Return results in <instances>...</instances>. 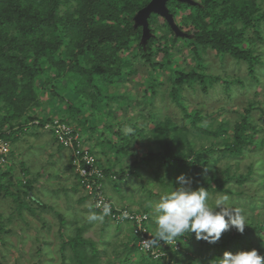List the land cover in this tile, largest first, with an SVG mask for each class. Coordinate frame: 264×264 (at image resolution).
<instances>
[{"label":"trees","instance_id":"obj_1","mask_svg":"<svg viewBox=\"0 0 264 264\" xmlns=\"http://www.w3.org/2000/svg\"><path fill=\"white\" fill-rule=\"evenodd\" d=\"M151 1L0 0V139L10 145L5 159L12 157V140L17 141V137L27 133L29 128L49 132L53 137L51 131L44 129L53 122L42 116L44 112L39 113L41 118L37 114L44 109V103L57 112L61 123L68 126L75 124L81 131H97L95 123L97 118L101 119L99 115L103 117L104 112L107 113L106 119L113 122L116 112L126 111L128 104L132 103L131 99L122 98L118 88L127 85L133 76L138 75L136 66L141 64V67L154 72L168 71L167 79L173 86L169 94L180 110L184 123L188 125L180 127L170 119H164L153 123V127L148 129L138 123L127 122L132 132L125 136L121 124H111L109 121L107 129L111 135L119 138V142L114 143L106 138L96 143L98 151H95V145L84 147L102 171L103 178L99 182L103 189L106 180H110L115 188L118 184L127 185L128 178H140L141 170L147 167L153 170L152 176L162 190L156 195H164L179 187L176 178L184 174L192 178L194 189L202 186L210 195L244 197V192L235 191L230 184L242 187L252 179L251 168L246 176L226 168L220 178L217 173H213V169L219 159L239 160L246 152L263 148L264 141L259 138L264 133V111L261 105L249 103L233 125L224 121L215 125L214 122L206 121L209 116L203 115L200 110H189L181 91L197 84L203 93H207L209 87L218 81L226 86L227 91L234 83L241 85L240 81H222L220 77H209L203 72L205 64L202 54L206 50L214 51L218 57H229L244 63L249 78L254 82L257 80V68L264 66L261 54L256 49L264 41L261 35L264 13H261L260 2L168 1L166 8L173 24L176 25L179 20L180 25L176 26L184 34L180 36V31H172L171 25L163 17L152 14L147 21L149 36L145 38L143 27L137 25L135 17ZM184 26L187 27L186 31L181 29ZM179 41L186 42L192 48L198 59L197 64L203 71L192 67L187 70L174 64L175 57L181 52H174ZM149 78L148 88L155 95L154 88L162 87L163 83H158L156 75ZM146 101L152 104L150 99ZM113 104H116L115 110ZM254 111H260L258 119ZM149 115L153 120L156 117L153 112ZM136 137H139L140 143L146 144L149 151L129 165H123V157L133 155L131 149ZM197 139L214 142L208 147L201 145L197 148ZM111 152L113 159L104 162L99 160L98 163V156L107 157ZM71 154L69 169L75 171ZM215 154L219 156L217 159L212 158ZM2 157L0 154V160ZM161 170L164 171L163 175H160ZM10 172L0 170V196L12 200L17 215L23 217L25 210L35 215L36 210L47 209L33 198L31 181L14 182ZM24 172L27 176L28 172ZM260 184L264 186V179H260ZM79 188L78 183L72 191ZM145 193L151 197V191ZM260 193L264 195V192ZM121 209L129 210V207ZM130 211L135 215L146 216L147 221L142 225L144 232L136 231L134 220L122 222L132 225L127 244L129 248L125 253L127 264L131 263L134 256H137L136 264H217L225 251L235 253L256 248L264 254V219L247 221L243 234L234 229L222 243L209 244L202 240L206 249H212L214 253L212 256H202L197 262L196 256L200 251L198 253L195 249L197 240L194 234H184L167 243L161 241L158 244L164 243L165 246L157 247V244L152 243L157 226L150 213L151 208L140 207ZM55 215L61 228H64L62 215L57 212ZM3 232L0 225V234ZM82 232L78 228L75 237L62 235L61 252L68 249L73 263L94 264L97 262V249L93 242L82 237ZM143 241L151 244L150 250L140 248ZM87 248L93 251L91 258L86 253ZM157 248L165 257L154 259L151 253Z\"/></svg>","mask_w":264,"mask_h":264},{"label":"rangeland","instance_id":"obj_2","mask_svg":"<svg viewBox=\"0 0 264 264\" xmlns=\"http://www.w3.org/2000/svg\"><path fill=\"white\" fill-rule=\"evenodd\" d=\"M186 1L198 2V0ZM259 2L261 13H264V0H259ZM165 10L168 11L167 8ZM177 21L176 25H180L179 20ZM176 25L173 24V28L171 26L172 31L173 29L176 32L179 30ZM181 29L186 31L187 27L184 26ZM261 33L264 39V22L261 23ZM179 34L181 36L184 33L180 31ZM166 35L169 36L168 32ZM148 36L149 32L144 37ZM191 49L186 42L179 41L174 52H179V50L181 52L175 57L176 60L173 63L179 64L187 70L192 67L197 71H203L197 64L198 59ZM256 49L261 54V61L264 63V41L260 42ZM160 58L161 56L158 57V60ZM202 61L205 64V71L203 72L209 77H220L222 81H240L241 85L234 83L227 91L226 86L218 81L209 87L207 93H203L197 84L191 88L185 87L181 91V95L189 110H200L203 115L209 116L206 117V121L214 122L215 125L219 124L220 121L233 125L238 121L239 114L248 107L249 103L257 102L264 111V66L257 68V80L254 82L249 78L244 63H238L229 57H218L212 50H206L202 54ZM140 63L141 61H139ZM136 69L138 75L133 76L127 85L118 88L122 98L131 99L132 103L130 102L131 105L128 104L126 111H117L116 119L113 122L106 119L107 113L104 112L103 117L99 115L101 119L97 118L98 121L95 123L97 131L95 132L81 131L75 124H70L83 147L90 148L95 145L94 149L98 151L96 143L106 138L118 143L119 138H115L107 129L109 121L111 124H121L125 136L132 132L128 125L129 122L138 123L148 129L153 127V123L157 124L164 119H170L180 127L185 124L188 125L187 122L184 123L180 110L169 94L173 86L167 79L168 71L157 70L154 72L141 67V64L137 65ZM152 75L157 76L158 83H163L162 87L154 88L155 95L148 88V80ZM146 99H150L152 104L150 105ZM43 108L37 112L38 117L41 118L39 113L44 112L42 116L47 117L49 121L61 120L57 112L47 107L45 103ZM113 109H116V104H113ZM151 112L156 115L154 120L150 118ZM253 114L258 119L260 111H254ZM29 129L24 135H19L17 141L12 140L10 143L12 157L9 160L5 159L6 163L4 164L0 163V170L11 171L14 182H18L17 180L24 182L29 179L33 187V198L45 205L47 209H38L35 215H31L25 210L22 213L23 217H20L15 212V204L12 200L0 196V225L4 231L0 234V264H76L70 260L71 252L68 249L64 253L61 252V242L62 235L75 237L78 228L82 229L84 239L95 244L98 253L97 262L94 264H127L128 258L125 253L129 248L127 244L128 238L132 234V225L127 222L116 225L109 218L94 210L93 200L87 196L82 188L72 191L77 188L78 179L75 176V171L69 169L70 151L60 150L51 133L35 128ZM259 138L264 141V133ZM212 142L214 141L197 139L196 147L201 145L208 147ZM149 148L154 149L153 146ZM131 150L133 155L124 156L123 165H129L135 158L139 159L149 151L145 143H140L139 137H136V143ZM112 153H109L107 157L98 156V163L99 160L104 162L106 159H113ZM218 157V154L212 156L213 159ZM207 158L211 159V157ZM226 168H230L233 173L243 176L248 174L249 168L253 172L252 179L248 180L242 187L234 183L230 184L231 188L237 192H244L245 196L227 197V206L240 209L246 217V222L264 219V195L260 193L264 192V186L260 184V179H264V146L257 151L246 152L239 160L219 159V162L214 166L213 173H217L220 178ZM24 170L28 172L27 176L24 174ZM152 171L151 168L144 167L140 172V178H128L127 185L118 184L116 188L110 180H106L104 183L105 197L118 208L129 207V210L134 211L140 207H150V213L154 217L152 209L162 196L156 194L162 190L157 181L154 180ZM163 174L164 171L161 170L160 175ZM13 191L16 190L13 189ZM145 191H151L150 198L146 196ZM247 196L251 198L248 199ZM222 197L219 194H209L207 203L209 206L215 207V201ZM56 212L64 218V228H61L60 221L55 215ZM92 215H95L96 219H90ZM233 230L225 232L218 242H224ZM202 242L200 240L196 243L195 249L198 250V253L200 251L196 256L197 262L202 259V256H212L211 254L214 253V250L206 249ZM86 253L89 258L93 255V251L89 248H87ZM136 259L137 256L132 257L130 264H136Z\"/></svg>","mask_w":264,"mask_h":264},{"label":"clouds","instance_id":"obj_3","mask_svg":"<svg viewBox=\"0 0 264 264\" xmlns=\"http://www.w3.org/2000/svg\"><path fill=\"white\" fill-rule=\"evenodd\" d=\"M176 181L179 187L162 195L152 209L157 226L153 244L167 243L184 234H194L197 241L215 244L232 229L244 233L246 217L240 209L227 206L226 196L217 199L212 207L207 203V190L202 186L194 189L192 178L181 174ZM103 213H110L107 204ZM90 219H96V216L92 215ZM217 264H264V255L256 248L235 253L225 251Z\"/></svg>","mask_w":264,"mask_h":264},{"label":"built area","instance_id":"obj_4","mask_svg":"<svg viewBox=\"0 0 264 264\" xmlns=\"http://www.w3.org/2000/svg\"><path fill=\"white\" fill-rule=\"evenodd\" d=\"M47 131L53 133V137L57 144L64 150L72 152V164L75 168V173L78 178L80 187L86 192L87 196L93 200V208L103 216L109 218L114 223H122L125 220H134L137 226V232H144L143 222L147 221V217L144 215H135L130 210L121 209L114 206L107 200L104 195V189L102 184L99 182L103 178L102 171L96 166L95 159L89 154L87 150L81 145L78 139V135L74 133L72 128L60 121H55L52 124H48L44 128ZM75 144L77 149L75 150ZM10 151V145L8 142L0 139V154L4 157L1 158L0 163L4 164L5 155ZM107 204L110 207V213L104 215L103 208ZM164 247L165 244H157ZM140 248L144 251L151 249V244L148 241L140 243ZM154 259L165 257V254L153 249L151 253Z\"/></svg>","mask_w":264,"mask_h":264},{"label":"water","instance_id":"obj_5","mask_svg":"<svg viewBox=\"0 0 264 264\" xmlns=\"http://www.w3.org/2000/svg\"><path fill=\"white\" fill-rule=\"evenodd\" d=\"M168 1H184V0H152L146 8H144L137 14V16L135 17V21L137 25L143 27V33H144L143 36L148 34L147 21L152 14L163 17L166 21L169 22V24L173 28L172 16L168 13L167 10H165L166 3Z\"/></svg>","mask_w":264,"mask_h":264}]
</instances>
